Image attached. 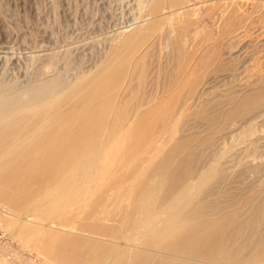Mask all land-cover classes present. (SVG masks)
Wrapping results in <instances>:
<instances>
[{
	"label": "bare ground",
	"instance_id": "6f19581e",
	"mask_svg": "<svg viewBox=\"0 0 264 264\" xmlns=\"http://www.w3.org/2000/svg\"><path fill=\"white\" fill-rule=\"evenodd\" d=\"M138 1L139 3H137L136 0V3L139 5L137 9H139L140 18L152 16V20H149V22L145 23L142 27L138 25L139 27L135 28L134 26V29L131 28V31L124 34L123 38H119V43H115L118 45L114 48L112 53L108 52V54L110 53L108 57L104 58V60H107H103L101 64L99 62L100 65H98V68L93 74L91 73L92 75H88L89 77L84 78L83 75V80L75 82L68 87L64 86L66 83L62 85L60 81L51 78L34 87L31 86L33 88L29 91L27 90V92L15 94L13 96L7 95L9 94L8 87L0 86V187L4 185L3 188H0V199L3 198L5 202L7 199L12 200L13 209L10 213L16 217L14 220L4 219L3 227H5L14 238L15 236L18 237L21 245L26 246V242H28V244L30 243V245L27 244V248L29 246V250L37 251V258L44 264H252L255 262V264H264V243L259 246H256V244L253 245L254 243L251 244L255 239L251 241L250 247L254 246L253 248H255L256 246V248L248 259H240L242 257L240 254V256L235 257L239 260H231V253L234 250L230 253L231 250L228 251L227 248L229 249V246H232L236 241L235 239L234 241L231 239V235L237 232V227L232 233V229L229 226L230 223L235 220L230 219L229 216H222L223 214L221 213V216H219V214L214 218H204V220L196 221L195 224L190 223V215L194 210L191 211V214H189V210L195 206V203L193 204V200L191 203L185 199L192 190L195 177H188L190 168L188 169L186 167L183 171L181 170L182 168L180 166L185 165L181 163L184 162L187 164V159L185 158V161V159L176 158L177 152L175 150L172 152L173 149L171 148L173 147L168 150L169 153L163 148L166 155L163 156L162 154L163 157L160 155L159 157H162L161 159H157L156 157V164L152 159V164L154 163L155 165H152L153 168H151V172L149 171L144 177L142 176L143 180L138 183L136 189L134 188L135 186H131L128 191L122 190V192L118 194V197L116 195L117 198H113L116 202L128 201V204L123 205L119 210L113 211L112 209L107 211L103 217H98L96 213L100 209L97 210V208H103L108 200L102 205V199L101 201L98 199L101 203L93 202L95 201L93 199H96L95 197L92 199L93 201L91 200L92 202L89 201L86 205L88 209L86 211H81L80 214L82 216H70L61 211L62 208L71 205L72 195L80 189L82 194H84V201H86L90 195L96 196L95 193L98 192L95 186L96 183L108 181L110 179L109 186L111 187L123 183L126 179L132 180L134 174L132 175L130 171L122 175L120 174V176L116 173L118 177L111 176V178H109L106 175H113L114 173L111 174L113 169H115V172L117 168L120 167L121 169L123 160L127 158L130 160V157L134 154L136 155V153L138 154L144 145L146 146V143L149 144L151 140L156 138L154 134L164 132L165 129L167 130L168 126L172 127L177 121L175 117L176 112L180 109L186 110V108L192 106L193 102L188 103V100L192 99L193 92H197L195 90L200 80H202V77H199L200 79L192 77L195 73L197 74L194 68L195 66L193 67V64H189L190 61L192 63V59L194 60V50H190L193 54L192 56V54L186 50L188 46L185 47V45L190 42V37L194 38L199 36V33L202 34V31L207 28L206 26L211 27L207 25V23H210L207 22L208 18H206V14H204L207 10L203 11L207 7H205V9H203V7L201 8L204 13L200 12L201 9L199 4L202 5L204 2L201 0ZM214 5L215 7L213 6V10L211 7L208 8L211 12L208 11L207 17L209 13L213 14L216 6L219 10L218 5L220 4L217 5L214 2ZM187 6H190V8L186 10L182 9V12L178 11L179 9L181 11V8ZM231 9L233 10V7ZM164 10L172 11H170V14L168 13V16L161 17L160 15ZM223 11L225 13L224 9ZM215 13L216 12L210 16L213 18L214 15L216 16ZM230 13L233 14L234 23H236V19L239 18L240 15L235 18L234 14L237 12L232 13V11H229V14ZM238 13L236 15H238ZM228 15H226V17ZM210 16L209 20L213 22ZM223 16H225V14ZM230 16L233 18L232 15ZM232 18L230 19L232 20ZM230 19L225 21L228 22ZM225 21L223 22L226 23ZM230 26L232 27L233 25L230 24ZM240 26H237V28ZM231 27L230 29H232ZM233 27L236 28V26ZM222 28H224V24ZM168 30L169 32H166L167 35L170 32L174 33V36L173 34H169L173 36V38H169L171 39L169 43L168 40L166 42L165 38L161 39L165 37L162 36V34L164 35L165 31ZM192 31L194 33L191 36ZM227 32L229 33V31ZM207 33L209 34L206 36V39H203L202 37L204 35L202 36L200 34L201 36L199 37L202 38L201 40L203 41L196 38L200 40L201 43H204L211 34L210 31ZM188 35L190 39L187 38ZM221 37L222 36H220V39ZM154 38L155 40H153ZM218 38L219 36L217 39ZM187 39L189 40L187 41ZM209 39L212 38L209 37ZM220 39L218 40L221 41ZM192 40L193 39H191V42ZM164 41L167 45L169 44V46H165L166 49L170 47L169 49L171 50L167 53L163 52L162 54V48H165L163 46ZM199 43L196 41L193 45ZM216 43L218 44V42ZM202 45L203 44H201V46ZM214 45L215 44L212 46ZM215 46L217 47V45ZM190 47L192 49V46ZM189 53L190 55H188ZM203 54L204 53L199 54L202 63L207 61L204 57L203 59L201 58L202 56L200 55ZM216 56H218V54ZM50 57L52 59V56ZM198 60L196 61L198 62ZM52 61L47 60V63L43 61L44 64L38 68V71H41L43 75V72L50 69ZM197 62H193L194 65L195 63L197 65ZM202 63L200 62V64ZM227 63L226 65H228ZM204 64L208 67L206 62ZM188 65H191L193 68L190 67L192 70L191 72H189ZM198 65L197 67H199ZM205 65L202 66L204 67ZM263 70L264 69H262V71ZM201 71L199 72L201 73ZM87 73L90 72L88 71ZM151 73L155 74V76H153L155 80L149 77ZM200 73L195 75L199 76L201 75ZM38 76L39 75H37V77ZM225 81L227 82V80ZM202 85L200 86L202 87ZM148 86L150 89L149 94L148 96H144L145 93H148V91H146ZM263 91H261L259 95L264 94ZM256 93H253V95ZM248 95L251 96L250 94ZM256 95H258V93ZM259 95L258 97L254 96L256 102L264 97V95ZM120 98L123 99V101L124 98L126 99L122 102ZM247 100H249V98L246 99V101ZM249 101H251V99ZM250 103L253 105L252 102ZM145 104L148 105V107L144 111L139 110L136 117L134 115L135 119L129 122L132 115L131 113L137 111L139 107L142 108ZM239 104L241 103L239 102ZM261 105L263 104L259 106ZM233 106L235 107V104ZM236 106H238V104ZM239 108L236 109L239 110ZM251 108L249 107V109ZM209 110H211V108ZM201 113H203V111ZM213 114L214 113H212V115ZM202 115L207 117L206 114ZM184 116H181V119L184 118ZM188 116L189 115H187V117ZM243 116L244 115H242V118ZM227 118H225V121ZM167 134H165V136ZM158 137L159 136H157V138ZM157 141L159 142L160 140ZM158 142H156V145ZM155 147H151V149L154 148V150H156ZM147 148L150 149V147ZM204 150H206V148ZM197 152L199 153V150ZM192 155L193 153H191V158ZM142 157H144V155H142ZM177 159L182 160L177 167H180V169L175 168L177 164L175 165L174 163ZM118 163L121 165L119 166ZM135 163L136 167L137 162ZM188 163L190 162L188 161ZM114 164H117L119 167L117 166V168H115ZM217 167L218 166H216V169ZM219 167L217 170H221ZM216 169L212 168L209 169L210 171L204 172L197 178V182L200 183L201 186L205 183L209 184L210 182L213 184L212 180L214 181V178H216L215 176L219 174V171ZM118 171L119 170H117V172ZM162 179L168 185L165 187L168 188L165 189V187H163L164 193L160 198L161 200H158L159 204H156L155 199L157 198V190L160 187ZM20 180L21 182L17 183V181ZM14 181L17 183L16 187H11L9 189L8 185L12 184ZM164 181H162V183ZM32 186L34 187L33 190L31 188ZM98 189H100L99 186ZM105 190L101 194H103V196H108L107 193L109 190ZM40 193H43V198L36 202L35 199H37ZM201 194H199V198L197 197L199 200ZM105 198L103 200H106ZM198 199H196L195 202ZM98 200L96 199V201ZM178 203L179 206H176ZM38 207H41L42 210L46 212L42 220H49L53 230L44 228L43 224H23L19 221V218L23 215H33V208ZM202 212L200 210L197 214L196 212L193 213L192 218L195 219L199 216L204 217L207 211H204L205 213ZM209 217H211L210 214ZM80 219H82V222H79ZM98 219L116 222V224L106 225L91 221H99ZM177 219L183 220L180 222L182 224H179ZM236 224H238V222ZM236 224H233V227L236 226ZM263 228H260V230L258 229L259 236L261 234L260 232L264 230ZM73 230L74 233H72ZM242 231L243 230H241L240 233H242ZM255 231L256 229H254V235L256 233ZM38 232H41L40 237L36 238V241H33V235ZM230 233L232 234L230 235ZM262 233H264V231H262ZM237 234L238 233H236V235ZM249 234L251 233H247V236ZM95 235L102 237H95ZM256 236L253 237L258 239ZM37 240L39 242H37ZM260 240L262 239L260 238ZM247 241L249 242V240ZM238 244H241V246L243 245V247L247 246V243ZM234 247L236 246L234 245ZM250 247L248 251L251 250ZM253 248L251 251H253ZM248 251L246 255L250 254ZM243 254H245V252H243Z\"/></svg>",
	"mask_w": 264,
	"mask_h": 264
},
{
	"label": "rangeland",
	"instance_id": "374dc122",
	"mask_svg": "<svg viewBox=\"0 0 264 264\" xmlns=\"http://www.w3.org/2000/svg\"><path fill=\"white\" fill-rule=\"evenodd\" d=\"M201 1H203L204 3L202 5L199 4L200 9L202 7L203 9H205V7H207L205 10H203V11L207 10V12L204 13L202 9L200 10V12L206 14V18H208L207 22L210 23V24L207 23V25L211 27L206 26L207 28L204 31H202V34L198 32L199 36L204 35L202 38L206 39V36H208L209 34L207 32L210 31L211 34L209 35V37L212 38L215 42L212 39H209V37H207V40H205L204 43H201V41L203 40H201L202 38H200L199 36L196 37L199 38L201 41L198 40L196 37L194 38L190 37L191 39H193L191 42L189 35L187 37L190 39V42L189 43L186 42L188 44L185 45V47L188 46L189 48L190 46H192V49L190 47L188 50V48L186 47V50L189 51L190 53H191L190 50L192 51L194 50L193 52L194 56L191 53L192 56L194 57V60L192 59V63L190 61L189 64L191 65L193 64V67L195 66L194 68L196 69L195 71L197 72V74L195 73L196 75H198L200 73L199 71L202 70L200 73L201 75L196 76L194 74L192 76L193 78L196 77L197 79L199 77L200 78L202 77V80H200V83L198 85L199 87L197 86L195 90L197 92H193V95L191 97L192 99L188 100V103L193 102L192 106L190 107L191 109L186 108V110L180 109L179 111H177L175 116L177 121L175 124H173L172 127L170 126L167 127L168 131L165 129L164 132L162 133L158 132L154 134V136L156 135L155 136L156 138L151 140L149 144L146 143V146L144 145V147L140 152H138V154L136 153V155L135 154L133 155L135 157L133 156L130 157V160L129 158H127L126 159L127 161L125 159H124L125 161L123 160V166H121L123 169L122 168L120 169L119 167L121 165L120 163H118L119 166L117 164H114L115 168H117V166L119 167L117 168V170L119 171L117 172L116 170L115 172L114 171L115 169H113L114 172L113 171L111 172V174L114 173L113 175L110 174L106 175L109 178H111V176L118 177V175L120 176V174L122 175L128 173L127 171H130L132 175L134 174L132 176L133 177L132 180L126 179L123 183L113 185L111 187L109 186L110 179L108 181H101L99 182L100 184L96 183L95 186L97 187V191H98L97 193L100 195H98L97 193H95L96 196L90 195L92 197L89 196V198L86 201H84V194H82L80 189L79 191L75 192L72 195L71 205L62 208L61 211L70 216L81 215L80 213L82 210L86 211L88 209V206L86 205L88 204L89 201L92 202L93 200H95L93 201L94 203L95 202L101 203L100 202L101 199H102V203H101L102 205L106 203L107 200L108 201L103 208L101 207L97 208V210L100 209L96 213L98 214V217H103L104 214L109 210L112 209L113 211L119 210L120 207L128 204L127 203L128 201L125 200V201L116 202L113 200V198L114 199L117 198L118 194L122 192V190L128 191L131 186H135L134 188L136 189L138 183H140V181L143 180L144 175L149 173V171L151 172L152 170L151 168H153L152 165L154 166L157 163L155 162L156 157L157 159L158 158L161 159L164 155H166L165 151L169 153L168 150H170V148L173 147L171 148L173 149L172 152H174V150L177 152L176 158L179 157L180 159L182 158V160L185 158L187 159V161L185 159L187 164L184 162L181 163L180 161L182 160L177 159L178 161L176 160V162L174 163L175 165L177 164L175 168L179 166V162L181 164H185L183 165L184 168L183 166H180L182 168L181 170L183 171L184 169H186V167L188 169L190 168L188 177H192V178L195 177L194 178L195 183H193L192 190L188 193L185 199L187 201H190L191 203L193 200V204L195 203L196 206V207L194 206L189 210V214H191V211L193 210L194 211L192 212V214L195 212L197 214L200 212V210L201 212L207 211L206 213L204 212L206 214L204 215V217L199 216L196 217L195 219L192 218V214H191L190 215L191 219H189L190 223L195 224L196 221L204 220V218L205 219L214 218L217 217V215L219 214H220L219 216H221V213L223 214L222 216H229L230 219L232 220L234 219L235 221H233L232 223L236 224L238 222V224H236V226L233 227V224L230 223L229 227H231L232 233L234 232V229L237 227L236 228L237 232H234L235 235L234 233L233 234L230 233V235L232 234L231 235L232 238L231 237L230 238L233 239V241L234 239L236 241L234 244H232V246H229V249L227 248V250L228 251L231 250L230 253L233 250L235 251V252L233 251L234 253L233 252L231 253L232 256L231 260H239L238 258L235 257L240 256V254L242 257L239 258L242 260L243 259L246 260L251 256V254L254 253V249L256 248V246L262 245V243H264L263 240L264 233H262V231L264 230L260 232L261 237L258 234L260 228L264 227V106H263L264 97L261 98L260 101L257 100L259 93H261V91L264 90V81H262L264 80V74H263L264 70L262 71V69H264V0H218V1L201 0ZM214 2L217 5L220 4L218 5L220 11L217 9L216 6V8L213 11V14L214 12H216L215 13L216 16L214 15V17L212 18L211 16L213 14L209 13V16L211 15L210 19L211 20L213 19L212 22L209 20V16L207 17V14L208 11H210V9L208 8L211 7L213 10V8L215 7ZM137 3H139L138 0ZM137 3L136 0H0V86L8 87L9 94L7 95L13 96L15 94L27 92V90L28 91L31 90L34 86L38 85L39 83L45 82L51 78L60 81L62 85L66 83L67 85L64 84V86L68 87L69 85L75 82L81 81L84 78L89 77L95 72V70L98 68V65H100L103 62L104 58L108 57V55L112 53L114 48L118 45V44L116 45L115 43H119L118 41H120V39L123 38L124 34H126L128 31H131L130 30L131 28L134 29V26L135 28L139 27L138 25L142 27L145 25V23L149 22V20H152L153 18L152 16L151 17L146 16L140 18L139 16L140 13L138 12L139 9H137V7L139 8V5ZM232 7L233 10L231 9ZM188 8H190V6L183 7L181 8V11L180 9L178 11L182 12L183 10H186ZM223 9L225 10V13ZM170 11L172 10L169 11L164 10L160 16L161 17L168 16L171 13ZM221 11L225 14V16H223L224 14ZM229 11L230 12L232 11V13L239 12L238 15H236L237 13L234 14L235 18H237L240 15L239 18L236 19V23H234L235 21L233 14L231 13L229 14ZM226 15L228 16L226 17ZM230 15H232L233 18ZM224 17L227 19L232 18V20L230 19L228 23L225 21L227 19H225ZM223 21H225L226 23H224ZM240 21H241V26H240ZM223 24H224V28H222ZM230 24L236 26V28L233 26L231 27ZM237 26L240 27L237 28ZM230 27L232 29H230ZM227 31H229V33ZM166 32H169V30L165 31V34L167 35ZM191 33L190 34L192 36L194 32L192 31ZM165 34L164 35L162 34V36L165 37L161 39L165 38L166 42L168 40L169 43V40H171L169 38H173L174 33L173 32L169 33V34H173V36L168 34L171 37H169L168 35L166 36ZM218 36H219L218 39H220V36L223 37V38L221 37L220 39L221 41L223 40L222 42L217 39ZM189 39H187V41ZM153 40H155V38ZM196 41L198 43L200 41V43L197 45L196 44L193 45V43ZM208 42L210 45L208 44ZM216 42H218V44ZM201 44H203L204 46L203 45L201 46ZM211 44L212 45L215 44L217 45V47L215 45L212 46ZM166 45L167 43H165L164 41L163 46L165 47ZM167 46H169V44ZM194 46L195 47L197 46L198 48L196 47L197 48L196 49ZM169 48L170 47H167L168 50L166 49V47L162 48L163 51H161V53L163 54V52L166 53L169 52V50H171ZM210 49L214 51L212 52ZM108 52L110 53L108 54ZM190 53L188 55H190ZM202 53L204 54L200 56H202L201 57L202 59L204 57L207 60L205 62L208 65V67L204 64L205 62L202 63V61H200L199 54ZM215 54L216 55L218 54L219 57L216 56ZM50 56H52V59ZM256 56L257 59L260 60H257ZM53 59H55L56 61ZM47 60L49 61L53 60V61L50 69L43 72L42 75L41 71H38V68L44 64L43 61L46 62ZM106 60L107 59H105L104 61ZM196 60H198L199 65ZM208 60H210L211 62ZM193 62H197V65L199 67H197L196 63L194 65ZM200 62L202 64H200ZM226 63L228 65H226ZM191 65H188L189 72L192 71ZM202 65L205 66L203 67ZM215 66H220V67H215ZM227 66L228 68L229 67L230 68L228 69ZM88 71L90 73H87ZM37 75L39 76L41 75V76L40 77L38 76L39 77L38 78ZM150 75L151 76L149 77L153 79L155 78L153 77L155 76V74L151 73ZM68 77L71 81L68 79ZM225 80H227V82ZM256 83L259 85H257ZM200 85H202V87ZM149 86L148 88H146V91H148V93H145L144 96L146 95L148 96L150 91ZM255 91L258 93V95H256L257 93ZM252 92L256 94L253 95ZM248 94H250L251 96H249ZM254 96H257L256 97L257 102L255 101ZM248 98L249 100L251 99V101L249 100L246 101V99ZM125 99L126 98H124V101ZM120 100L124 102L123 99L120 98ZM239 102L241 104H239ZM250 102H252L254 106L251 105ZM259 103L263 105L259 106L260 105ZM206 104L209 105L207 106ZM234 104L235 107L233 106ZM237 104L238 106H236ZM144 106H142V108L139 107L137 111H133L131 113L132 115L130 117L129 122L135 119L136 114L139 112V110L144 111L148 107V105L146 104ZM249 107L254 110L249 109ZM210 108L211 110H209ZM236 108H239V110ZM193 110L196 111L194 112ZM202 111L203 113H201ZM206 111L208 114L206 113ZM196 112L197 114L199 113L197 117H196L197 115ZM212 113L214 114L212 115ZM182 114H184L187 119ZM202 114H206L208 118L206 116L204 117V115ZM234 114H237L239 117ZM241 114L244 115L243 118ZM187 115H189L188 116L189 118L187 117ZM181 116L182 117L184 116V118L181 119ZM225 118H227L226 121ZM209 125H211L212 127ZM177 128L179 129V131ZM165 134L167 135L165 136ZM157 136H159L160 138L159 137L157 138ZM157 140H160L161 142L160 141L158 142ZM164 141H167L169 143ZM156 142H158L157 145ZM151 144L154 145L152 146ZM199 144L200 145L202 144L201 145L202 147ZM147 147H150V149ZM151 147H155L156 150H154V148L151 149ZM166 147L169 148L167 149ZM194 147L195 148L199 147V148L195 149ZM204 147L206 148V150H204L205 149ZM163 148H165L164 149L165 151H163ZM198 150L199 153L197 152ZM191 153H193L192 158H191ZM141 154L144 155V157H142ZM160 155L162 157H159ZM152 159L155 162V164L154 163L152 164L153 162ZM195 160H196V164H195ZM188 161L190 163H188ZM135 162H137L136 167H135L136 164ZM138 163L139 164L142 163V164L139 165ZM197 165L198 166L202 165V166L198 167ZM216 166L218 167L220 166L219 168H221V170H217L218 167L216 169ZM180 167L177 169H180ZM212 168L219 171V174L217 172L218 175L216 174L217 176H215L216 178H214L215 182L212 180L213 184L210 182L211 184L205 183L203 184V186H201V184L197 182V178L200 177L204 172ZM116 173H118V175ZM162 181L164 180L163 179L161 180L162 185L160 184V187L157 190L158 191L157 198L155 199L156 204L157 203L159 204L158 200L162 197V194L164 193L163 187L167 185L165 181L163 183ZM19 182H21V180L17 181V183ZM17 183L14 181L12 184L8 185V188L10 189L11 187H16ZM98 186L100 187V189H98ZM3 187L4 185L0 188ZM31 188L32 190L34 189L33 186ZM167 188L168 187H165V189ZM105 189L109 190L107 193L108 196L107 195L103 196V194H101L102 192H104ZM199 194H201L200 200L198 199ZM95 197L97 200L100 199V201L99 200L96 201V199H93ZM42 198H43V193H40V195L37 196V199H35V201L37 202ZM104 198L106 200H103ZM1 199H0V264H44L41 263L40 260L37 258L36 256L37 251L35 252L33 250H29V246L27 248L28 242H26L27 243L26 246L21 245V242L18 239V237L15 236L14 238L12 235L9 234V231L6 230L5 227H3L4 219L14 220L16 219V217L10 213V211L13 209L12 200L7 199L5 202L3 198ZM196 199H198L197 200L198 202L197 201L195 202ZM176 206H179V203ZM196 210L199 212H197ZM33 211H34L33 215L31 216L23 215L22 217L19 218V221L23 224H33V225L43 224L44 228L53 230V228L50 226L51 224L49 220H42L46 215V212L42 210L41 207L33 208ZM209 214L211 217H209ZM230 215L234 218H232ZM91 221L100 222L106 225L116 224V222H111L103 219L99 221H95V220H91ZM182 221L183 220L181 219L180 220L177 219V222L179 224H182L180 223ZM79 222H82V219H80ZM238 228L239 230L240 229L243 230L242 233H240L241 230L239 231ZM254 229H256L255 235L253 234ZM72 233H74V230L72 231ZM236 233L238 234L236 235ZM247 233H251L249 234L251 236L249 235L247 236ZM252 234L254 237L258 234L256 237H258L259 240L257 238H254ZM40 235L41 232L34 234L33 241H36V238H39ZM95 237H102V236L95 235ZM260 238L262 240H260ZM253 239H255V241ZM247 240H249V242ZM252 240L253 242L251 243ZM37 242L39 241L37 240ZM238 243H242V244L247 243V246L243 247V245L241 246V244ZM250 243L251 244L254 243L253 245L256 244L255 248H253L254 247L253 245H252L253 247H250ZM28 245H30V243ZM234 245L236 247H234ZM241 247H243L244 249ZM249 247L251 250L253 248V251L251 250L248 251ZM247 251L248 253H250L249 255L248 254L246 255ZM243 252H245V254H243Z\"/></svg>",
	"mask_w": 264,
	"mask_h": 264
}]
</instances>
